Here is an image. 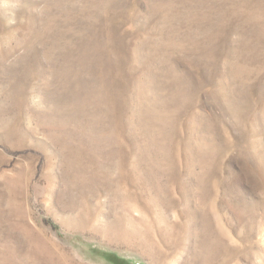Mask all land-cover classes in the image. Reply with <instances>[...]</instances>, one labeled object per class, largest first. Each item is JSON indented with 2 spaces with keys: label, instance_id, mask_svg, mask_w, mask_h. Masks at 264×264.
<instances>
[{
  "label": "rangeland",
  "instance_id": "rangeland-1",
  "mask_svg": "<svg viewBox=\"0 0 264 264\" xmlns=\"http://www.w3.org/2000/svg\"><path fill=\"white\" fill-rule=\"evenodd\" d=\"M0 264H264V0H0Z\"/></svg>",
  "mask_w": 264,
  "mask_h": 264
}]
</instances>
